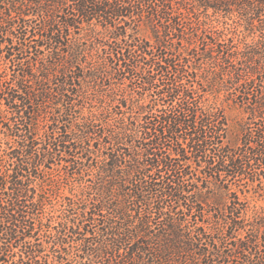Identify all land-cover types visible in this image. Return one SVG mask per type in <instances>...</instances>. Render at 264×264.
Segmentation results:
<instances>
[{
  "label": "trees",
  "instance_id": "trees-1",
  "mask_svg": "<svg viewBox=\"0 0 264 264\" xmlns=\"http://www.w3.org/2000/svg\"><path fill=\"white\" fill-rule=\"evenodd\" d=\"M0 52V264H264V0H0Z\"/></svg>",
  "mask_w": 264,
  "mask_h": 264
},
{
  "label": "rangeland",
  "instance_id": "rangeland-1",
  "mask_svg": "<svg viewBox=\"0 0 264 264\" xmlns=\"http://www.w3.org/2000/svg\"><path fill=\"white\" fill-rule=\"evenodd\" d=\"M151 31L147 28H143L141 31V36L145 39L151 38ZM1 55V52H0ZM158 75L157 77H159ZM138 80V81H137ZM103 82V81H102ZM139 79L133 78V82L131 83V87L135 88L137 85H139ZM128 81L126 80V84L128 85ZM108 85V79L103 82V90L105 91H97L89 88L86 83L83 84L81 91H82V103H83V109L81 112L73 113L72 119H78L85 120L90 119L91 116H93L92 112L95 114H98V118L100 120L98 121V128L105 134H108V96L103 97V93L108 94V89H110ZM89 90V91H88ZM147 97L149 96L148 93L146 94ZM103 98V99H102ZM221 98H223V95H221ZM212 101H215L213 96L211 97ZM227 116H228V126L226 135L224 137L225 143L235 145L239 142V139L242 135L241 132V124L242 121H249V116L245 111L239 107L236 106H229L227 107ZM2 145V143H0ZM5 146V144H3ZM97 156H94V165L97 166L100 164V162L96 158ZM85 168V167H83ZM73 170L70 169V172ZM85 173V171H83ZM88 174V173H86ZM90 176H86V179L83 180L81 178L77 177H69V178H63L60 180L61 184L59 189H55L52 193H48L46 196H48V204L40 210L39 217L43 218L45 221L48 220L50 217V209L51 205H56V207L61 208V203L63 196L65 195H71L76 193H82L86 191L88 188V184H91L92 182L90 179L94 182L97 180L100 182L99 178L97 177V174L95 170L89 172ZM234 181V180H233ZM90 192L94 193V190H91ZM91 195V194H90ZM94 194H92L93 196ZM241 198L246 199V197L242 194ZM247 199H249L250 204L252 207L256 206L257 208H264V198L258 197L256 195L248 194ZM53 204H52V203ZM62 213L60 211L54 213V217L51 218V222L55 223L60 219V216ZM55 231V229L53 230ZM49 233V232H48ZM41 239H46L45 232H41ZM48 240V239H47ZM70 264H77L76 259L71 258Z\"/></svg>",
  "mask_w": 264,
  "mask_h": 264
}]
</instances>
